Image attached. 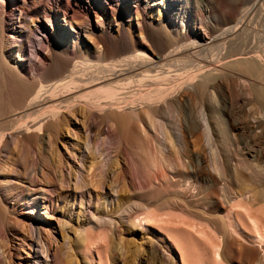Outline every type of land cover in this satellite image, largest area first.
Here are the masks:
<instances>
[{
    "label": "rangeland",
    "instance_id": "1",
    "mask_svg": "<svg viewBox=\"0 0 264 264\" xmlns=\"http://www.w3.org/2000/svg\"><path fill=\"white\" fill-rule=\"evenodd\" d=\"M31 2L34 4L31 5L29 0H26L27 6L22 10V6L13 0L7 4L0 0V134L9 133L16 124H27L38 117L42 112L40 107L45 105L36 104V108L31 109L28 104L41 85L61 75L57 70L53 74H44V71L50 68L53 53L56 51L60 53L61 49L55 39L51 40L41 31L38 19L35 20L32 16L34 11L36 13L39 11L52 26L60 20H65L71 28L70 36L75 37L80 32L83 36L87 35L83 39L79 38L77 43L67 46L70 54L81 50L82 54L75 56L71 62L73 64L79 59L87 62H95L96 59L108 61L122 55L121 53L126 50L142 52L152 59L163 61L164 55L173 48L198 40L197 34L193 31L202 33L198 29L202 21L205 24L204 33L218 31L227 27L225 21L230 20L232 13L241 10L244 4V0H32ZM41 2L44 7L41 6ZM263 11L259 13L260 16L258 14L257 18H254L253 32L246 38L247 43L244 46L246 50L253 52L259 50L258 40L264 36ZM97 25H110V34H102ZM55 37L57 39V35ZM10 40L14 41V44L11 45ZM93 41L97 43L93 45ZM106 48L109 52L104 56ZM232 48L228 45L224 50L213 51L217 49L213 47L212 53H217L215 58L221 59V56L231 55L234 51ZM18 49L21 50L20 53H17ZM259 52L264 55L263 51ZM98 54L102 56L99 58ZM227 60H223L222 63ZM53 62L58 64V60ZM256 78H259V74L253 79L254 82L249 89L252 93L251 101L254 102L258 98L256 96L258 89L263 87V78H259V81ZM187 89L191 90V88ZM215 91H212V101L217 108L214 113L216 120L214 126L223 128L226 117L220 111L218 101L219 96L223 98L227 89L222 86V89L216 88ZM179 98L185 105L190 101L187 90L182 92ZM34 110L36 114L33 115ZM129 113L133 116L141 114L142 111H127L126 115H130ZM65 115L68 116V112ZM68 118L67 125L62 129L63 132L58 135V140L52 146H48L51 140L49 136H46L42 143L35 137L24 138L16 143L13 139H8L5 154L1 157L6 161L5 169L0 172V264H34L35 251L33 246L29 247L26 244L25 240L28 237L27 229L32 226L35 239L41 218L44 225L42 238L50 252L48 259L50 264H169V254L159 241L162 239L167 242L168 239L164 231L162 234L158 231L157 227L161 223L157 225L156 221L155 223L150 218L147 220L148 214L157 212L160 215H170L172 221L168 223V227L182 229L184 225L180 222V217L189 209L200 212L201 217L198 221L203 226L210 225L207 219L209 215L226 213L227 207L222 205L220 209L211 208L203 215L202 207L207 205L204 203L196 208L192 204L197 198L204 199V193L193 195L188 187L193 185L198 191H202L203 180L194 176L193 165L196 163L207 168L211 163L199 160L195 153V137L186 132L181 136L177 124L175 127L170 124L168 130L170 129L175 136L176 150L183 149L182 153L177 152V156L179 164L188 167L190 171V174L184 178L177 176L173 165H167L165 145L160 147L162 156L160 157L159 154L161 164L158 166L148 158V161L145 159L146 161L142 162L141 174L130 175L125 171L128 166L125 149L130 148L135 135L131 125L121 127L116 134L108 138L106 133L109 125L106 120H98L100 128L105 132L98 133L96 130L98 126L88 137L84 132L85 122L81 116ZM152 119L156 126L175 122L171 116H166L164 121L157 117ZM47 124L48 122L45 125ZM209 129V127L201 129L205 133L204 144L208 157L217 151L214 142L210 143L209 138L212 137V133ZM137 133V140L141 143L150 139L164 143L160 132L147 128L146 119L138 124ZM85 141L91 144V149L86 152ZM254 141L264 150L263 138L259 140L256 135ZM98 144L102 146L99 148ZM39 145L40 150L37 147ZM96 148L102 149L104 154L111 156L112 159L106 166H102L104 162L99 156L102 153L98 154L102 150L96 151ZM168 149L171 151V146ZM154 154L155 152L152 151V156ZM34 157H37L39 183H36V179L31 180L29 178L31 175H27L29 172L33 173ZM256 164L252 165L253 170L261 171L260 174L264 176V166ZM41 169L50 177H42ZM208 170L213 171L212 167ZM31 182L35 191L31 193L30 198L35 199L36 192L38 193L37 200L40 204L37 208L31 200H25L28 196L26 190L22 188ZM223 184L224 181H221L219 187H223ZM251 191H246L244 195L249 197ZM187 206L190 208L186 209ZM145 218L147 223L140 222ZM96 220L100 222L97 223ZM213 227L220 235L222 243L221 247L219 245L221 250L212 248L219 252L217 255L213 250L212 258L216 256L217 260L221 257L220 262L222 261L223 264H261L259 262L261 252L257 246L255 247L257 244L255 237L245 234H240L239 237L230 231L225 233L219 219ZM87 230L92 234V238L86 247L80 248L77 240L79 235ZM106 244L110 246L108 250L104 248ZM217 244L213 245L218 247ZM100 247L103 249L97 254L96 251ZM208 254L211 257L210 251Z\"/></svg>",
    "mask_w": 264,
    "mask_h": 264
},
{
    "label": "bare ground",
    "instance_id": "2",
    "mask_svg": "<svg viewBox=\"0 0 264 264\" xmlns=\"http://www.w3.org/2000/svg\"><path fill=\"white\" fill-rule=\"evenodd\" d=\"M2 1L7 4L11 0ZM13 1L20 4L22 10H25L26 0ZM31 1L29 0V3L33 5L34 3ZM41 6L44 7L43 2H41ZM263 10L264 0H244L242 9L235 10L230 20L225 21L227 27L215 32L206 31L204 33L205 24L202 21L198 27L202 33L193 31L197 34L198 40L173 48L164 55L163 61L152 59L142 52L126 50L123 52L124 54L121 53L122 55L108 61L96 59L95 62H87L79 59L73 64L71 62L75 56H80L82 53L81 50H78L76 53L70 54L67 46L77 43L79 38L83 39L87 35L83 36L80 32L75 37L70 36L71 28L65 20H60L52 26L39 11L38 13L34 11L32 16L35 20L38 19L41 31L51 40L55 39L61 49L60 53L57 51L53 53L50 59V68L44 71V74H53L57 70L61 75L59 78L51 79L41 85L28 104L31 109L36 108V104L38 106L45 105L40 107L42 112L40 110L41 113L38 117L27 124H16L9 133L0 134V172L5 169L6 161L1 157L5 154L8 139L11 138L16 143L24 138L35 137L37 141L42 143V140L49 136L51 140H49L48 146H52L58 140V135L63 132L62 129L67 125L68 117L76 118L79 115L85 122L84 132L87 136L91 135L92 131L100 125L98 120H106L109 125L106 133L108 138L116 134L121 127L131 125L135 135L130 148L125 149L128 166L127 169H124L130 175L141 174L142 162L148 161V158H151L152 163L157 166L161 164L159 154L161 157L160 149L162 148L160 147L165 145L167 165H173L177 176L184 178L190 174V171L188 167H183L178 162L177 152L179 151L180 154L183 149L176 150L175 142L177 141L171 130H168L170 124L174 127L177 124L181 136L189 133L195 137V153L199 160L201 162L210 161L211 163L209 166L207 165V168L196 163L193 165L194 176L203 180L202 191H198V188H194L193 185H188V187L193 195L197 196L198 193H204V199L199 200L200 198H197V201H192V204L197 208L205 203L207 207H202L203 215H205V211H209L211 208L220 209L222 205L227 207V211L223 215H219V213L215 216L209 215L207 219H209L210 225L203 226L198 221V218L201 217L200 212L189 209L180 217V222L184 225L182 229L168 227V223L172 221L170 215V217L160 215L157 212L148 214L147 220L150 218L153 222L156 221L157 225L161 223L157 227L158 231L161 234L164 231V235L168 239L167 242L159 239L164 250L169 254L168 263L223 264L222 261L220 262L221 257L217 260L216 256L215 259L212 258L213 250H215L213 253L216 254L217 249H220L219 245L221 247L222 243L220 235L216 233L217 230L213 227L219 219L225 233L230 231L238 236L245 234V236L255 237L257 239L255 247L257 246L261 252L259 262L264 264V260H262L264 258V176L260 174L262 169H259L260 172L253 170L254 163L264 166V159L261 160L264 158V150L258 147L254 141L256 135L259 140L260 138L264 139V55L262 56L259 52L263 51L264 53V36L258 40V51L253 52L244 48L247 43L246 38L253 32L254 18ZM97 26L102 34H110V25ZM55 35H57V39ZM93 42V45L97 43V41ZM12 44L14 41H11ZM212 45L217 48L213 51L224 50L228 45L233 47L234 51L231 55L221 56V59L215 58L217 53H212ZM16 51L17 53L21 52L20 49ZM108 52L109 49L106 48L103 53L104 56ZM100 56L102 55L98 54L99 58ZM184 58L190 60L185 61ZM54 60H58V64H55ZM223 60L227 61L222 63ZM258 74L259 78H263V87L258 89L256 95L258 98L254 102V100L251 101L252 93L249 89L254 82L253 79ZM222 86L226 87L227 92L223 98L219 96L218 102L219 109L226 119L225 127L218 128L214 126L216 124L214 113H216L217 108L212 101V91H215L216 88L222 89ZM187 88H191V90L189 91ZM185 90L190 97L187 105L181 102L179 98ZM135 110H140L142 113L133 116L131 113L126 115L127 111L133 112ZM66 112H68V116L65 115ZM34 114H36L35 110ZM166 116H171L175 122L156 126L152 119V117H157L164 121ZM17 119L16 122H18ZM145 119L147 120V128L156 129L163 135V144L152 139L144 143L137 140L138 124L144 122ZM46 122H48L47 125H45ZM207 127L212 133V137L209 138L210 143L214 142L217 150L210 157H208L207 148L204 144V130L201 131L202 128L207 129ZM96 130L100 134L105 132L100 126ZM84 144L85 152L91 149L89 141H85ZM98 145L99 148L102 146V144ZM169 146L172 148L171 151L168 149ZM37 147L40 150V145ZM98 150L101 151L102 149L96 148V151ZM152 151L155 152L154 156H152ZM98 154L104 162L102 166H106L107 162L112 159L109 154H104L103 150ZM36 161L37 157H34L33 173L27 174L25 172L28 176L31 175L29 177L31 180L36 179V183H39ZM209 167H212L213 173L208 170ZM41 176L50 177L43 169H41ZM221 181H224L223 187H219ZM139 183L142 185L141 182ZM32 186L31 182L22 188L26 190L28 196L25 200H31L37 208V205L40 204V201L37 200L38 193L36 192L35 199L30 198L31 193L35 191ZM248 190H252L249 193L251 195L246 197L244 194ZM205 200L208 201L205 202ZM256 205L259 207L255 208ZM44 208L46 209V207ZM188 208L190 207L187 206L186 209ZM43 212L45 213V211ZM42 220L41 218V222L37 226L35 239L34 227L27 229L28 237L25 242L29 247L33 246L36 254L34 264H50L48 262L50 252L42 238L44 229ZM147 220L146 218L141 219L140 222L145 221L144 223H147ZM96 222L100 221L96 220ZM91 236L89 230L79 235L77 240L79 247H86L92 238ZM254 242L255 240L252 241L253 244ZM215 243L218 247L213 245ZM109 247V244L104 246L106 250ZM213 247L217 249L212 250ZM102 249L103 247L98 248L96 253L100 254ZM209 251L211 257H209ZM50 261L52 262L51 258Z\"/></svg>",
    "mask_w": 264,
    "mask_h": 264
}]
</instances>
